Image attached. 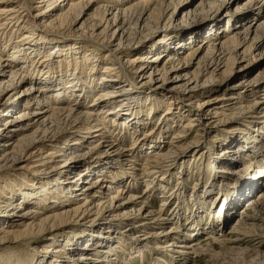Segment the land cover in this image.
I'll list each match as a JSON object with an SVG mask.
<instances>
[{
    "label": "bare ground",
    "instance_id": "6f19581e",
    "mask_svg": "<svg viewBox=\"0 0 264 264\" xmlns=\"http://www.w3.org/2000/svg\"><path fill=\"white\" fill-rule=\"evenodd\" d=\"M206 135L231 159L190 156L176 178L193 206L168 207L177 193L158 169ZM253 164L260 176L236 188L220 171ZM188 173L208 184L195 190ZM156 193L165 217L150 207ZM249 210L264 217V0H0V242L35 244L0 251V264H190L212 242L243 254Z\"/></svg>",
    "mask_w": 264,
    "mask_h": 264
},
{
    "label": "rangeland",
    "instance_id": "374dc122",
    "mask_svg": "<svg viewBox=\"0 0 264 264\" xmlns=\"http://www.w3.org/2000/svg\"><path fill=\"white\" fill-rule=\"evenodd\" d=\"M239 1H243V0H239ZM253 8L254 9L250 10L248 13H245L243 16H247L251 12L252 13L255 12L256 11L255 6ZM28 12L29 11H26V14ZM41 33H42V35H45V36H48V37H53L55 35V33H56V30H46L45 31V30L41 29ZM197 42L199 43L200 40H198ZM148 44H150L149 41H146V42H144L142 44V46L143 45H148ZM194 45L195 44H192V45H190V47L194 46ZM145 48H146V50H149V49L152 48V46L149 45V46H147ZM103 53H104V51L102 53H100V55H103ZM156 53H152L150 55H154ZM121 76L123 77V72L121 73ZM25 85H26V83L22 84L20 87L23 88ZM164 96H167V95L164 94ZM158 97H159V95H158ZM159 99L160 100H157L155 102H156V104L158 106V109L161 111L162 110L161 106L167 104L166 103L167 100H166V97H159ZM91 100H92V98H89V99H87L85 101V103H88V102L91 103L92 102ZM183 120H185V122H181L179 128H181L184 124L187 123L185 117H184ZM230 125H233V124H230ZM230 125H228V126H230ZM158 132L159 131L157 130V132L154 135H152V138L156 137L158 135ZM194 133H195L194 130H191L189 132L188 135H189L190 139H193ZM159 135H162V134H159ZM171 136H172V132L170 130L167 131L166 135H162V143L164 142L163 144H165V142H167L171 138ZM206 138H207V135L204 136L201 140L195 141L194 143L191 144L189 149L186 150V151L182 150L184 148L175 150V152H174L175 154L171 155L167 159L166 163H164L165 166L162 167L161 169H158V173H156V174H160L161 173L160 175L162 176V178L164 176V180L169 182V184H170V187H167L166 191L169 192V190L174 189L175 192L177 193L176 196L173 194L175 200L169 202V204L167 205L168 207L174 206V204H176V208L177 209L182 210V211L184 210V212L186 213V212H188V210L185 208V206H188L189 208H190V206L191 207L193 206V205H190V204H188V205L186 204L187 202H189L190 200L195 198V193H193V194H191L189 196H188V194H186V193H189V194L191 193L190 192L191 191V189H190L191 185H188L186 187V192H185L183 189L177 188L178 185H179V181L176 178L177 176H179L181 174L183 176H185V173L187 172L188 164L189 165L193 164L192 163L193 160L188 162V158L190 156H194L196 159H200L201 158L203 163H204L203 165H206V166H208L207 165V161H205L203 159V156L206 153H207L206 158H208V156H209V158L218 157V163L227 162V161H229L231 159V155H229L226 159H224L225 156L221 152H219L220 149L217 147V145L213 146L211 144V139H209V141H206ZM132 142L133 141L130 138L125 139L123 147L126 148V149L130 148L132 146ZM206 142L210 143V145L208 147L205 146ZM179 145H181V144H179ZM202 150H203V154H202ZM254 165H256V164H253L250 168H247V169H245L246 166H244V167L239 166V167H237L235 169H233V168H231V169L223 168L220 171H223V170L225 171V175L221 174L222 177H224L225 182L228 185L233 186V187L236 188L238 186L243 185L244 182L247 179H249V178L255 179V178L260 176L259 174L256 173L257 171H259L258 169H260V166H254ZM212 168H213V166H212ZM241 168H244L245 173H246V170L248 171V176H246V178L243 181L234 182V177H236L238 175V174H235V173H236V171L238 169H241ZM204 169H205V166H204ZM178 171H179V173L177 174ZM21 174H23V173H21ZM171 174H173V175H171ZM191 174L188 173V178H187L188 182L187 183L193 184L195 186L194 189L195 190L197 189V191H198V190H200L201 187H204V185L207 183V181H206V179H201V178L199 179V173H194V174L191 173ZM28 177L36 178L37 175L33 176V175L29 174ZM134 177L136 178L137 176H134ZM230 178L232 179L231 183H230ZM126 181H127V179H126ZM110 182L111 181H108L104 185L106 186ZM145 182L149 183L148 181H144V182L139 181V186L140 187H138L136 193H141L142 192V190L144 189V183ZM127 183H129V182H127ZM180 187H181V185H180ZM192 188H193V186H192ZM94 191H92L90 193V195L93 194ZM256 193L257 192H254L253 195L245 197L242 201H240V205L237 206V208L235 210V213L232 215L231 219L229 220L228 224L224 227V229L222 230L220 235H222L223 233L225 234V233H227L230 230L229 228L231 227V225H233V223H235L236 218L239 216V213H238L239 210L241 208L244 209L245 208V202L248 201V199H251L252 197L256 196ZM154 196L150 197V199L153 198L152 202H150L151 209L153 211H155L156 213H158L159 216L165 217L164 215L165 214L167 215V213H169L170 211L164 210V208L159 211L158 210L159 209V204L162 202V199L161 198H159V199L157 198V196H158L157 193L154 194ZM150 199H149V201H150ZM175 201H177V203H175ZM192 201H194V200H192ZM259 212H262L261 209H259ZM248 215H253V217H257V219L255 218L256 219L255 223H257L256 224V229L252 230V231H249L247 228L245 229V228L241 227L242 228L241 231H245V233L246 232H251V233L250 234L246 233V236H242V234L239 235V233H237L239 235L238 236L239 239L243 240V242H244V243H241L240 247H241V249L244 248L246 250L245 251L246 253L241 254V252H239V251H227L226 252V250L221 248L222 245H219L218 243L212 242L211 244H212V246L214 248V251H212V252L206 251V252H203V253H199L198 255H196L195 258L192 257V259L190 261L191 262L190 264H264V258H263L264 254L261 255V256L257 255L259 253H264V217H263L262 213H260V214L257 213V215L255 216V212H253L251 210L248 211ZM76 223H78V224H71V225L69 224L68 225L70 231H73V230H76V229L79 228L81 222H76ZM247 223H250V222H247ZM174 224H175L174 222H169V223L166 224L165 228L166 229L167 228H171V226H173ZM86 227H88V226H86ZM217 230L218 229H215L213 232H208V231L198 232V233H196V235L194 236L193 239H194L195 243L202 242L203 240H205L206 235H208V234H213V235L217 234L218 233ZM241 231H240V233H244V232H241ZM176 232L178 234H180L179 231H176ZM50 233H51L50 231H46L43 234L38 235L36 240L38 242H40V241L43 240V238L49 237ZM62 234H68V232H63ZM220 235H218V236H220ZM253 235H255V236H253ZM234 236H237V235L227 234V237L225 236V237L219 238V239H224V240L227 239V238L233 239ZM250 236H252V237H250ZM4 240L5 241L0 242V251L19 250L21 248H26V246H29V245H31V246L35 245L33 243V241L27 240V239H19L17 241H12V240H9V239H4ZM211 241H214V240L212 238H209V240L207 242L210 243ZM221 249H223V250H221ZM257 249H260L261 251H255ZM125 251H128V250H125ZM157 252L158 253H156V252H150V253H151V255H157V256H162L163 255L162 252H160V251H157ZM118 254H119L117 256L118 258H125V255H123L120 252V250H119ZM45 255L46 254L43 253L41 256H45ZM144 255L146 256V260H150L152 258V257L148 256V252L145 253ZM168 256H172L173 257V255H168ZM180 263H178V264H180ZM127 264H144V262H140V260L133 259V260H130L129 263H127Z\"/></svg>",
    "mask_w": 264,
    "mask_h": 264
}]
</instances>
